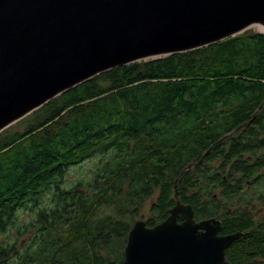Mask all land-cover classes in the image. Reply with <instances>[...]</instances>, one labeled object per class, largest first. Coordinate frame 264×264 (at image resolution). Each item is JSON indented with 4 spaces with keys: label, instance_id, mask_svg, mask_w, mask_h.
<instances>
[{
    "label": "trees",
    "instance_id": "1",
    "mask_svg": "<svg viewBox=\"0 0 264 264\" xmlns=\"http://www.w3.org/2000/svg\"><path fill=\"white\" fill-rule=\"evenodd\" d=\"M21 122L24 130L0 134V264H121L145 201L156 196L144 220L153 227L175 192L196 221L222 220L221 234L248 230L226 252L232 264L260 249L249 225L264 147V35L108 71ZM92 159L67 183L71 168ZM237 183L243 202L226 222L222 198L236 197Z\"/></svg>",
    "mask_w": 264,
    "mask_h": 264
},
{
    "label": "water",
    "instance_id": "2",
    "mask_svg": "<svg viewBox=\"0 0 264 264\" xmlns=\"http://www.w3.org/2000/svg\"><path fill=\"white\" fill-rule=\"evenodd\" d=\"M255 26L264 35V0H0V134L103 73ZM174 198L162 222L133 223L121 264H228L242 234L219 235V220L196 221Z\"/></svg>",
    "mask_w": 264,
    "mask_h": 264
},
{
    "label": "flooded vegetation",
    "instance_id": "3",
    "mask_svg": "<svg viewBox=\"0 0 264 264\" xmlns=\"http://www.w3.org/2000/svg\"><path fill=\"white\" fill-rule=\"evenodd\" d=\"M264 156V147H260V149L256 153V164H257V169L256 173L253 178V202H252V207L254 208L253 213H251V223L249 227H252L254 231L262 238L261 239V247L260 249H257L254 252H249L251 256L249 262H246V264H264V165L261 162L260 158ZM224 180L226 181V187L228 186H234V183L229 181V177L224 176ZM246 183V187L248 186V182ZM237 187L240 188L238 191V195L236 197H233L232 195L230 196L228 193H226L225 196L222 198L223 205L226 206V222L230 219H233L234 217L232 215V210L231 207L234 206L235 204L242 203V198H243V193H244V185L243 184H238ZM214 218V217H212ZM208 219V218H206ZM216 219V218H215ZM203 220V219H202ZM218 220V219H216ZM179 221V220H178ZM200 221V220H199ZM220 221L221 228L223 227V221ZM145 222V221H144ZM248 227V228H249ZM235 233H241V237L238 238L237 240L233 241L231 245L226 249L225 251V260L228 264H232L231 258L229 256H226V252L229 250L230 247H232L234 244L238 243L241 238L248 233V230L246 229L243 233L242 232H235ZM229 234H234L232 233H226V234H221V231L219 232V235H229ZM248 251V249H247Z\"/></svg>",
    "mask_w": 264,
    "mask_h": 264
},
{
    "label": "rangeland",
    "instance_id": "4",
    "mask_svg": "<svg viewBox=\"0 0 264 264\" xmlns=\"http://www.w3.org/2000/svg\"><path fill=\"white\" fill-rule=\"evenodd\" d=\"M252 31L258 32L259 30H257V28H252ZM21 121L16 123V124H14L13 126H11L10 129H9L10 132L11 131L19 132V130H21V131L24 130V125H22L23 122H21ZM95 161L96 160H94V159L88 160V161L82 163L81 165H79L77 167L71 168L67 172V175H66L67 183L73 182V181L77 180L78 178L83 177L84 174H86V172H89L91 166L93 165V163ZM155 197L156 196H154L150 200L145 201L143 209H141L140 213L138 214L137 217H135L134 221H138V220H143L144 221L150 216V213H149L150 205L155 200ZM42 203L44 205H46L48 203V200L46 199V201L44 200ZM29 216H30V214H28V213H24V214L22 213L21 216H20V220L21 221H27L29 219ZM31 234H32V232L30 234H28V235H24V236L18 237V239H17L16 238L17 235L12 233L10 235V238L8 239V242L11 244V243H13V241L16 238L17 244H18L17 247L21 248L23 246H26V244H27V242L29 241V238H30L29 236H31Z\"/></svg>",
    "mask_w": 264,
    "mask_h": 264
},
{
    "label": "bare ground",
    "instance_id": "5",
    "mask_svg": "<svg viewBox=\"0 0 264 264\" xmlns=\"http://www.w3.org/2000/svg\"><path fill=\"white\" fill-rule=\"evenodd\" d=\"M254 28H257V30L261 31V27L255 26Z\"/></svg>",
    "mask_w": 264,
    "mask_h": 264
}]
</instances>
